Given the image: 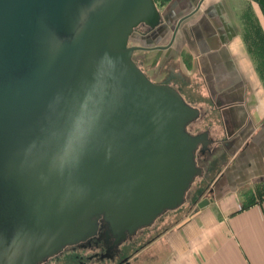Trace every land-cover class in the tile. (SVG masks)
Here are the masks:
<instances>
[{"label": "water", "instance_id": "obj_1", "mask_svg": "<svg viewBox=\"0 0 264 264\" xmlns=\"http://www.w3.org/2000/svg\"><path fill=\"white\" fill-rule=\"evenodd\" d=\"M128 45L154 0H0V264H37L108 222L114 243L184 200L198 110ZM208 202L202 199L200 208Z\"/></svg>", "mask_w": 264, "mask_h": 264}, {"label": "crops", "instance_id": "obj_2", "mask_svg": "<svg viewBox=\"0 0 264 264\" xmlns=\"http://www.w3.org/2000/svg\"><path fill=\"white\" fill-rule=\"evenodd\" d=\"M154 2L153 47L185 17L171 45L153 51L173 52L189 74L185 98L198 110L189 131L209 141L198 184L208 192L195 205L208 202L121 254L135 253L127 264H264V0Z\"/></svg>", "mask_w": 264, "mask_h": 264}, {"label": "rangeland", "instance_id": "obj_3", "mask_svg": "<svg viewBox=\"0 0 264 264\" xmlns=\"http://www.w3.org/2000/svg\"><path fill=\"white\" fill-rule=\"evenodd\" d=\"M157 33H160L158 27L156 28V34ZM156 34L152 35L149 28H147L144 24H140L131 33L128 40V45H137L145 48H152L154 46L152 44V38L156 36ZM172 53L173 52L169 53L167 51H153L151 49L137 50L133 53V59L149 79H151L155 83H167L176 88L183 95L184 100L188 103V105L192 106V104L194 105V103L187 101L184 93L186 83L185 77L189 76V74L185 73V67H182V65V69L180 70L179 68V70H177V68L179 67L177 62H175L177 56ZM181 57L183 58V55ZM172 61L174 62L171 63ZM182 64H184L185 66L186 62H183ZM182 83H184V86L182 85ZM191 125L192 122L187 125L188 130ZM191 131L195 132L194 130ZM195 153L197 156V164L204 165V160L201 159L198 149L195 151ZM201 177L202 176H195L193 178L181 204L173 209L165 210L159 216H157L154 222L141 227L136 231L135 234H132L131 237L128 238V240H125L121 244L122 246H124V249L126 250L127 248L131 247V250L127 249L126 252L134 251L139 246L148 244L150 241H152V238H154V236L157 235L161 230L168 228L170 225L174 226L176 222L174 221V217L176 215L185 216L186 214L191 213L196 208L197 205L195 204L202 198L203 194H206L208 192L205 191L206 189L202 190L198 186ZM127 261H129V263L132 261L134 262L135 253L129 255ZM150 261L152 262V259Z\"/></svg>", "mask_w": 264, "mask_h": 264}, {"label": "flooded vegetation", "instance_id": "obj_4", "mask_svg": "<svg viewBox=\"0 0 264 264\" xmlns=\"http://www.w3.org/2000/svg\"><path fill=\"white\" fill-rule=\"evenodd\" d=\"M187 131L190 132L188 129ZM205 152H201V155H204ZM107 230H109L108 222L100 217L97 220L96 231L86 240L66 244L58 252L37 264H127V259L121 254V248H124L121 244L131 235L114 243L115 236L111 233L107 236L105 234Z\"/></svg>", "mask_w": 264, "mask_h": 264}, {"label": "bare ground", "instance_id": "obj_5", "mask_svg": "<svg viewBox=\"0 0 264 264\" xmlns=\"http://www.w3.org/2000/svg\"><path fill=\"white\" fill-rule=\"evenodd\" d=\"M185 130L187 131V125H186V127H185ZM189 133H190V132H189ZM191 134H192V133H191ZM199 148H200V146L198 145L197 148H196V150L198 149V151H199ZM196 150H195V151H196ZM196 158H197V156H196V153H195V154H194V160H195L196 166H199V165L197 164ZM199 167H200V166H199ZM200 169H201V167H200ZM201 171H202V169H201ZM201 173L203 174V171H202ZM194 177H195V176H194ZM194 177H193V178H194ZM156 218H157V217H156ZM156 218H155V219H156ZM155 219L153 220V222L155 221ZM139 229H140V228H139Z\"/></svg>", "mask_w": 264, "mask_h": 264}, {"label": "built area", "instance_id": "obj_6", "mask_svg": "<svg viewBox=\"0 0 264 264\" xmlns=\"http://www.w3.org/2000/svg\"><path fill=\"white\" fill-rule=\"evenodd\" d=\"M263 202H264V199H263ZM239 208H241V206L239 205Z\"/></svg>", "mask_w": 264, "mask_h": 264}]
</instances>
